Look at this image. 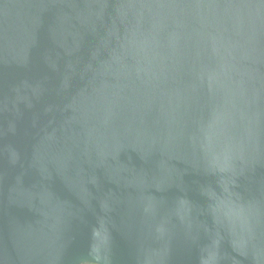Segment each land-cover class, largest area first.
Segmentation results:
<instances>
[{
  "label": "water",
  "instance_id": "95a60500",
  "mask_svg": "<svg viewBox=\"0 0 264 264\" xmlns=\"http://www.w3.org/2000/svg\"><path fill=\"white\" fill-rule=\"evenodd\" d=\"M0 264H264V0H0Z\"/></svg>",
  "mask_w": 264,
  "mask_h": 264
}]
</instances>
